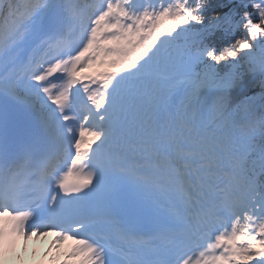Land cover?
Masks as SVG:
<instances>
[{
    "label": "snow or ice",
    "instance_id": "snow-or-ice-1",
    "mask_svg": "<svg viewBox=\"0 0 264 264\" xmlns=\"http://www.w3.org/2000/svg\"><path fill=\"white\" fill-rule=\"evenodd\" d=\"M29 259L264 264V0H0V264Z\"/></svg>",
    "mask_w": 264,
    "mask_h": 264
},
{
    "label": "bare ground",
    "instance_id": "bare-ground-1",
    "mask_svg": "<svg viewBox=\"0 0 264 264\" xmlns=\"http://www.w3.org/2000/svg\"><path fill=\"white\" fill-rule=\"evenodd\" d=\"M49 239H51V237H50V236L47 238V240L49 241Z\"/></svg>",
    "mask_w": 264,
    "mask_h": 264
}]
</instances>
